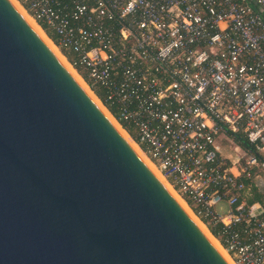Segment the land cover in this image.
<instances>
[{
  "label": "built area",
  "instance_id": "1",
  "mask_svg": "<svg viewBox=\"0 0 264 264\" xmlns=\"http://www.w3.org/2000/svg\"><path fill=\"white\" fill-rule=\"evenodd\" d=\"M15 2L231 262L264 264V0Z\"/></svg>",
  "mask_w": 264,
  "mask_h": 264
},
{
  "label": "water",
  "instance_id": "2",
  "mask_svg": "<svg viewBox=\"0 0 264 264\" xmlns=\"http://www.w3.org/2000/svg\"><path fill=\"white\" fill-rule=\"evenodd\" d=\"M0 264H226L7 0Z\"/></svg>",
  "mask_w": 264,
  "mask_h": 264
},
{
  "label": "bare ground",
  "instance_id": "3",
  "mask_svg": "<svg viewBox=\"0 0 264 264\" xmlns=\"http://www.w3.org/2000/svg\"><path fill=\"white\" fill-rule=\"evenodd\" d=\"M12 7L17 11L23 21L27 24V26L32 30V32L40 39V41L45 45V47L50 51V53L57 59L63 69L67 72V74L73 79V81L82 89V91L89 97V99L94 103L97 109L109 119V117L105 114L102 107L99 105L97 100L93 97L92 93L87 91L85 85L82 83L81 79L75 75L74 71L70 69L67 63L63 60L62 57L57 53L55 47L48 41V39L41 32L39 27L35 24V22L18 6L15 0H7ZM110 125L119 133V135L124 139V141L128 144V146L136 153L140 161L144 164V166L150 171V173L154 176V178L159 182V184L164 188V190L171 196V198L177 203V205L182 209V211L186 214V216L190 219V221L194 224V226L199 230V232L204 236L207 242L212 246V248L218 253V255L223 259L226 264H233L229 258V256L225 253V251L218 245L216 240L210 235V233L205 229V227L195 219L186 205L181 201V199L172 191L170 186L165 182V180L161 177L158 171L149 163L146 157L139 153L136 149L135 145L128 140L126 135L116 126V124L108 120Z\"/></svg>",
  "mask_w": 264,
  "mask_h": 264
},
{
  "label": "trees",
  "instance_id": "4",
  "mask_svg": "<svg viewBox=\"0 0 264 264\" xmlns=\"http://www.w3.org/2000/svg\"><path fill=\"white\" fill-rule=\"evenodd\" d=\"M241 146H242V147H246V144H245V143H241ZM260 198H261V196L254 195L252 201H259ZM208 230H209V232L211 233V235H215V231H214L213 229H211V228L208 227Z\"/></svg>",
  "mask_w": 264,
  "mask_h": 264
},
{
  "label": "rangeland",
  "instance_id": "5",
  "mask_svg": "<svg viewBox=\"0 0 264 264\" xmlns=\"http://www.w3.org/2000/svg\"><path fill=\"white\" fill-rule=\"evenodd\" d=\"M216 211L218 212V213H223L224 212V207H217L216 208ZM192 215V214H191ZM193 216V215H192Z\"/></svg>",
  "mask_w": 264,
  "mask_h": 264
},
{
  "label": "clouds",
  "instance_id": "6",
  "mask_svg": "<svg viewBox=\"0 0 264 264\" xmlns=\"http://www.w3.org/2000/svg\"><path fill=\"white\" fill-rule=\"evenodd\" d=\"M203 60H204V56L201 55V56L199 57L198 62H199V61H203ZM237 163H238V159H236V164H237ZM237 174H239V172H238Z\"/></svg>",
  "mask_w": 264,
  "mask_h": 264
}]
</instances>
